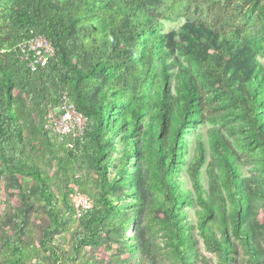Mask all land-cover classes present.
I'll return each mask as SVG.
<instances>
[{"label":"trees","instance_id":"1","mask_svg":"<svg viewBox=\"0 0 264 264\" xmlns=\"http://www.w3.org/2000/svg\"><path fill=\"white\" fill-rule=\"evenodd\" d=\"M239 1L260 0H0V175L13 176L19 196L12 226L0 231V264H96L86 247L106 236L109 219L116 228L127 223L111 216L119 212L112 189L130 185L135 194L131 197L137 198L142 173L130 156L139 148L150 155L151 184L163 196L160 220L172 254L180 264H192L195 240L183 221L185 212H178V207L192 203L191 192L180 189L174 173L180 171L175 154L182 147L181 132L206 117L200 87L219 89L231 100L252 141L264 149V67L258 59L264 51V11L257 40L235 23H207L193 11L205 3L233 12ZM180 16L187 20L177 31L160 30V18ZM38 37L53 49L44 63L37 62L27 43ZM175 52L187 65L176 59ZM175 64L177 71H170ZM172 76L176 92L169 96L166 84ZM64 95L85 119L78 135L58 133L47 125L50 110ZM114 136L124 153L112 174L108 151ZM212 138L234 203L231 233L250 247L249 264H258L259 253L252 247L244 217L258 192L242 177V161L230 143L219 131ZM195 141L188 175L195 200L204 207L198 228L219 253L221 264H232L234 244L219 180L213 177L215 207L204 196L203 142L200 136ZM128 165L130 170L125 169ZM74 187L90 202L79 216L70 198ZM33 195L43 201L49 217L38 240L28 226L35 209ZM215 212L218 238L210 221ZM65 227L71 231L69 240L56 236ZM121 251L127 254L135 248L129 244ZM134 258L135 253L129 254L127 263Z\"/></svg>","mask_w":264,"mask_h":264},{"label":"rangeland","instance_id":"2","mask_svg":"<svg viewBox=\"0 0 264 264\" xmlns=\"http://www.w3.org/2000/svg\"><path fill=\"white\" fill-rule=\"evenodd\" d=\"M233 12L229 7L223 8L216 5L203 3L202 7L194 9L195 17L207 23L218 24L221 20H226L229 24L245 29L252 39H259L261 30L259 28V18L264 11V0L253 4H245L242 1L236 3ZM241 7V9H236ZM231 8V7H230ZM232 9V8H231ZM231 13H230V12ZM186 17L180 16L176 19L160 18L162 24L161 31L168 33L177 31L186 21ZM176 40L179 35H175ZM174 56L183 65H187L184 56L175 52ZM171 56L169 59H171ZM258 59L264 67V51L258 54ZM170 71H177V65L172 66ZM176 77L172 76L166 84V90L169 96H174ZM203 93L205 119L195 126L187 127L186 131L181 132V148L177 150L176 157L179 160L178 168L175 172V178L183 191L191 192L192 203L178 207V212H185L184 223L189 227V233L195 240L196 252L191 253L189 260L192 264H221L222 259L204 237L198 228L199 213L204 211L203 205L195 200L192 193V185L189 179V165L195 157V147L197 136L201 137L204 148V162L201 166V179L204 187V196L206 199H212L214 205L218 204L213 177L219 180L221 194L226 205V220L228 226L229 238L233 241L234 248L232 252V264H249L251 260V250L231 233L230 211L234 203L231 200L226 187L223 170L215 158L211 147L212 136L219 131L223 137L230 143L234 151L240 156V172L250 189L256 190L258 195L254 197L252 204L246 208L244 215L249 223L248 231L252 236V247L259 253V263L264 264V149L252 141L249 131L245 127V122L240 114L239 108L221 94L219 89H205L200 87ZM110 149L108 155L110 158L109 171L113 174L119 164V159L124 153L123 144L117 136L110 140ZM130 161L139 165L141 170V180L136 193L137 198L131 197L130 185H116L112 191L115 193V207L119 212L112 213V217H120L127 223L121 228H116L109 219L106 226V236L99 238L91 246L86 247L87 254L94 257L96 264H180L172 254L173 246L170 244L167 231L161 224L163 196L151 184L150 155L147 151L139 148L136 156H130ZM135 165V166H136ZM132 165L125 169L130 170ZM49 172H54V166H50ZM125 173V172H124ZM130 174L125 175L128 177ZM1 204H0V231L12 226L10 219L14 207L19 205V196L16 192L13 176L10 173H1ZM35 183V182H34ZM245 184V182H243ZM76 188V187H74ZM136 192V191H135ZM130 193V194H129ZM34 196V195H33ZM122 198V199H121ZM35 209L29 214L28 226L33 229L36 239L42 236V229L49 222L47 211L44 208L43 201L34 196ZM209 201V200H208ZM213 224L212 232L218 238V216L215 212L210 218ZM183 223V222H182ZM70 228H64L63 232L56 236H66L69 240ZM112 237L118 239L117 242ZM136 239V240H133ZM122 240V241H120ZM121 243H120V242ZM124 244V245H123ZM129 244L135 248L134 252L121 251V248ZM69 247L66 246V250ZM113 250V253L110 251ZM135 253L137 258L129 260L127 256ZM188 258H183L186 260ZM75 263H77L75 261ZM74 263V264H75Z\"/></svg>","mask_w":264,"mask_h":264},{"label":"built area","instance_id":"3","mask_svg":"<svg viewBox=\"0 0 264 264\" xmlns=\"http://www.w3.org/2000/svg\"><path fill=\"white\" fill-rule=\"evenodd\" d=\"M27 43L29 45V49L35 51L38 60L37 62L44 63L47 56L53 52L50 43L43 37L32 39ZM32 68L34 69L33 65ZM84 122V117L78 113L74 105L70 103L68 98L64 95L61 99V104L50 110L47 125H51L53 130L58 133L78 135L83 130ZM70 198L76 208L77 216L80 215L81 208L90 207L88 197L78 191L77 188H74L71 192Z\"/></svg>","mask_w":264,"mask_h":264},{"label":"clouds","instance_id":"4","mask_svg":"<svg viewBox=\"0 0 264 264\" xmlns=\"http://www.w3.org/2000/svg\"><path fill=\"white\" fill-rule=\"evenodd\" d=\"M44 38V37H43ZM45 39V38H44Z\"/></svg>","mask_w":264,"mask_h":264}]
</instances>
